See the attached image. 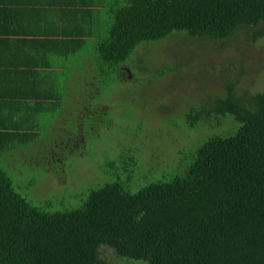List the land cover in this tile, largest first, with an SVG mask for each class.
<instances>
[{
    "label": "trees",
    "instance_id": "16d2710c",
    "mask_svg": "<svg viewBox=\"0 0 264 264\" xmlns=\"http://www.w3.org/2000/svg\"><path fill=\"white\" fill-rule=\"evenodd\" d=\"M63 4L61 15H74V25L64 29L58 27V19L51 22L48 10L23 6L21 1L7 14L16 22L41 21L47 31L12 32L29 38V44L10 41L17 51L10 53L11 63L3 69L10 68L8 74L19 79L15 81L20 91L35 86L44 90L39 96L18 94L12 100L37 96L51 103L44 105L49 109L38 107L46 116L39 132L21 126L18 114L26 111L15 103L0 107V264H107L103 249L118 261L136 264H264V91L238 95V81L231 78L222 97L211 96L206 105L201 101L185 111L182 128L195 134L196 141L164 172L145 170L131 147L124 157L106 164L107 180L84 193L79 204L73 199L52 206L17 192L6 170L9 154L39 145L55 131L53 122L63 108L65 91L64 86L58 91L54 78L44 72L56 67L46 56L53 55L66 71L73 64L79 72L91 69L92 77L83 85L87 95L95 84L117 82L142 44L182 36L220 42L241 30L252 44L263 42L264 0ZM57 27L61 31L56 32ZM170 70L163 68L161 76ZM49 85L53 94L46 96ZM72 104L64 111L82 102L76 99Z\"/></svg>",
    "mask_w": 264,
    "mask_h": 264
},
{
    "label": "rangeland",
    "instance_id": "374dc122",
    "mask_svg": "<svg viewBox=\"0 0 264 264\" xmlns=\"http://www.w3.org/2000/svg\"><path fill=\"white\" fill-rule=\"evenodd\" d=\"M165 67L172 70L161 76ZM83 72L92 77L91 69ZM228 78L238 81V95L264 91V41L254 45L241 30L220 42L182 36L142 44L117 82L95 84L90 99L64 111L39 145L9 154L8 175L21 195L61 206L73 199L79 204L84 193L107 180L106 164L131 147L145 170L164 172L196 141L182 128L185 111L222 97ZM102 253L107 264H136L119 262L107 249Z\"/></svg>",
    "mask_w": 264,
    "mask_h": 264
},
{
    "label": "crops",
    "instance_id": "0c3cea01",
    "mask_svg": "<svg viewBox=\"0 0 264 264\" xmlns=\"http://www.w3.org/2000/svg\"><path fill=\"white\" fill-rule=\"evenodd\" d=\"M24 4L23 6L27 7H35V9L38 8H44L48 10L53 16L51 18H54L51 22H55V19L58 22V27L61 29L71 27V25H74V22L71 21L72 16L74 15H67L66 13L64 15H61V13L65 10H63V2H68V0H0V32L3 33V38L0 36V66L2 67L0 69V96H4V100H0V107L9 106L13 102V97L18 94H25L33 96L37 93L38 96L44 93L43 87H28L25 89H22L20 91V85L18 83L19 79L12 77L8 74L10 71V68H4V65H9L11 63V57L10 53L14 51V53L17 51L16 48L14 50L12 49L11 44H9L10 41H14L16 39H20L24 43H28L29 38H24V36H12V32L14 33H20L24 34L23 32H27L28 34L31 32L34 33H43L47 32L44 29V25L41 21H32L29 19H21L19 22H16V20H10L12 17L9 18L8 11L11 9H17L14 7H17L18 2ZM28 2V4H27ZM27 4V5H26ZM72 11L71 8H69L67 11ZM68 16V17H67ZM8 17V18H7ZM64 17H67L64 19ZM7 18V19H6ZM47 18H50L49 16ZM50 20V19H49ZM56 28V32L61 31L59 28ZM45 30V31H44ZM10 32L11 34L6 35ZM25 33V34H27ZM26 40L27 42H25ZM29 44V43H28ZM31 46V45H30ZM43 50V48H41ZM63 49V48H62ZM41 53L39 50L38 52ZM50 58V63L53 66H56L55 68H47L44 70L45 73H48L49 75L54 78V83L59 91V89L62 91L60 86H64L65 91V98L63 100V108L60 112L56 113V117L61 118L62 112H64V109L71 107L73 102L77 99L83 100L85 97H88L85 95V91L83 88V85L88 84L90 74H85L83 71L79 72L77 68L74 67V64L71 65L72 69L67 70L65 68V65H58L56 61H53L54 56L48 55L45 58ZM38 59V56H36ZM67 65V64H66ZM18 80V81H15ZM74 91V94L72 93ZM36 92V93H35ZM53 94L52 88L47 87L45 91L46 96H51ZM6 97V99H5ZM37 97V96H36ZM31 98L27 101H20L18 103H15L17 105V109H22L23 111H26L25 113L18 114L20 117H22L21 126L30 127L34 131H40L43 127L42 118L46 117L44 114H39V105H42V109H49L48 107H44V105H48L51 102L49 100H41L37 98ZM72 100V102H71ZM44 101V102H43ZM51 111H49L50 113ZM41 113V112H40ZM0 114H3L1 111ZM2 116V115H1ZM18 116V117H19ZM50 116V114H48ZM19 119V118H17ZM47 119V118H46ZM50 124V123H48ZM42 125V126H40Z\"/></svg>",
    "mask_w": 264,
    "mask_h": 264
}]
</instances>
